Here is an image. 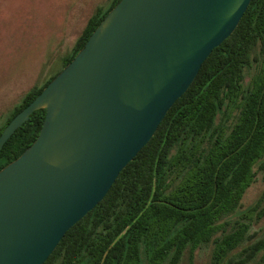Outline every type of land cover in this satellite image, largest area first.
Returning a JSON list of instances; mask_svg holds the SVG:
<instances>
[{"label": "water", "instance_id": "obj_1", "mask_svg": "<svg viewBox=\"0 0 264 264\" xmlns=\"http://www.w3.org/2000/svg\"><path fill=\"white\" fill-rule=\"evenodd\" d=\"M251 0H119L0 134L45 110L0 169V264H43L154 136Z\"/></svg>", "mask_w": 264, "mask_h": 264}, {"label": "trees", "instance_id": "obj_2", "mask_svg": "<svg viewBox=\"0 0 264 264\" xmlns=\"http://www.w3.org/2000/svg\"><path fill=\"white\" fill-rule=\"evenodd\" d=\"M118 1L97 8L64 67ZM256 65L244 87L246 71ZM55 76L24 95L0 134ZM44 117L45 110L34 112L7 140L0 169L34 142ZM257 171L264 172V0H251L151 140L43 264H181L185 257L193 264L194 252L210 243V264H225L247 241L251 224L243 214L230 232L217 236L219 222L240 207ZM248 212L264 217V192ZM259 255L264 264V234L232 263L249 264Z\"/></svg>", "mask_w": 264, "mask_h": 264}, {"label": "rangeland", "instance_id": "obj_3", "mask_svg": "<svg viewBox=\"0 0 264 264\" xmlns=\"http://www.w3.org/2000/svg\"><path fill=\"white\" fill-rule=\"evenodd\" d=\"M112 0H0V126L24 95L39 88L64 68L88 19L97 8L107 9ZM257 65L246 71L244 87L250 83ZM237 110L233 111V114ZM257 170V166L254 167ZM264 192V172L256 173L240 207L219 222L220 236L244 218L251 224L247 241L233 251L225 264H234L243 247L264 234V217L256 219L248 209ZM213 244L194 252L193 264H210ZM181 264H187V259ZM249 264H263L257 256Z\"/></svg>", "mask_w": 264, "mask_h": 264}]
</instances>
